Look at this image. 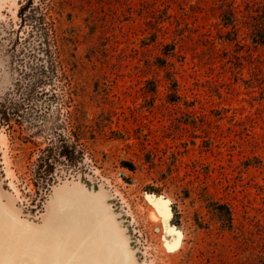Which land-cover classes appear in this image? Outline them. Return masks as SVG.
Masks as SVG:
<instances>
[{
	"label": "rangeland",
	"instance_id": "rangeland-1",
	"mask_svg": "<svg viewBox=\"0 0 264 264\" xmlns=\"http://www.w3.org/2000/svg\"><path fill=\"white\" fill-rule=\"evenodd\" d=\"M24 1L0 0V21ZM34 2L58 100L25 119L43 131L63 124L81 170H55L56 185L36 194L29 170L44 143L0 125L3 204L40 229L56 188L94 186L133 264H264V46L251 36L264 0ZM9 77L0 65V95ZM216 204L230 210V231Z\"/></svg>",
	"mask_w": 264,
	"mask_h": 264
},
{
	"label": "trees",
	"instance_id": "trees-1",
	"mask_svg": "<svg viewBox=\"0 0 264 264\" xmlns=\"http://www.w3.org/2000/svg\"><path fill=\"white\" fill-rule=\"evenodd\" d=\"M260 18L263 23L252 29L251 36L253 44L264 46V14ZM4 64L10 77L9 85L4 88L6 91L0 95V125L16 124L25 129L28 139L44 143L29 170L38 194L51 184L56 185L55 170L57 175L61 172L76 174L81 170L79 159L83 155L63 124L43 131L25 119V116L38 113L42 105L48 108L58 100L54 89L58 70L50 29L34 0H25L17 13L5 14L0 21V65ZM171 88L174 91L176 84L173 83ZM124 164L128 171L134 170L132 165ZM216 211L223 228L230 231L232 223L228 207L216 204Z\"/></svg>",
	"mask_w": 264,
	"mask_h": 264
},
{
	"label": "water",
	"instance_id": "water-1",
	"mask_svg": "<svg viewBox=\"0 0 264 264\" xmlns=\"http://www.w3.org/2000/svg\"><path fill=\"white\" fill-rule=\"evenodd\" d=\"M66 195L75 198L76 201L70 203L76 209L86 206L87 210L99 202L103 208L101 212L109 221L111 232H103L100 225H96L94 229L87 227V220L77 225L76 228L81 230L79 232L86 234L83 238L76 237L75 242L71 240L75 231H68L64 226L39 232L31 223L15 217L0 198V264H46L48 260L53 264H133L129 244L106 195L94 186L76 187L74 184H65L56 188L51 195L55 209H60V198ZM76 203L78 204L74 205ZM24 233L32 234V237L26 240L22 236L26 235ZM13 234L17 236V240ZM11 236L15 247L10 243ZM34 239L39 240L38 246L45 252L36 249L38 246L32 247L35 249L34 253L31 251L30 245Z\"/></svg>",
	"mask_w": 264,
	"mask_h": 264
},
{
	"label": "bare ground",
	"instance_id": "bare-ground-1",
	"mask_svg": "<svg viewBox=\"0 0 264 264\" xmlns=\"http://www.w3.org/2000/svg\"><path fill=\"white\" fill-rule=\"evenodd\" d=\"M70 201H76V200H75V198H69L67 195L66 196H62L60 198V202H61L60 209L59 210L55 209L54 214L52 213L51 218H47L46 219V222L43 225V227H41L38 230L36 229V230L39 231V232H43V231H45L47 229H50V228H54V227L57 228L58 226H64V227H66L68 229V231L69 230H72V231L74 230L75 231V233L72 234V239H71V240H73L75 242L77 240L76 237L83 238L84 235L86 234L84 232L83 233L79 232L81 230H80V228H76L77 225H81V223L84 220L85 221L87 220L88 221L87 227H91V228L94 229V228L97 227L96 225H100L101 228L103 229V232H105V233H110L111 232L112 229L110 227L109 221L107 220L105 214L103 212H101L103 210V208H102V205L99 202L93 204V206L91 208L86 210V206H83L82 209L72 208L73 205L70 203ZM77 201H79V200L77 199ZM77 204L78 203H76L74 205H77ZM50 206L52 208L54 207L53 201H51ZM67 206H71V207H67ZM157 206L160 209H163L162 210L164 212V213H162L163 217L166 218V217H168V215H170V214H168L169 212H168V210L166 208V204L163 201L162 202H158ZM24 234H26V235H22V234L21 235L26 240H28V238L32 237V234H29V233L28 234L24 233ZM14 238L17 240V236L16 235H14ZM35 238H37V237H35ZM13 241H14L13 236H11L10 237V243L12 244V247H15V244L13 245ZM38 242H39V240L34 239V241L31 242L32 245H30L31 246L30 248H32L34 246H38ZM2 243H4V242H2ZM34 248L31 249L32 252H33V250L35 251ZM36 249H38L41 252H45V251H42L39 248V246ZM47 262L50 263V264H53L51 262V260H48Z\"/></svg>",
	"mask_w": 264,
	"mask_h": 264
},
{
	"label": "crops",
	"instance_id": "crops-1",
	"mask_svg": "<svg viewBox=\"0 0 264 264\" xmlns=\"http://www.w3.org/2000/svg\"><path fill=\"white\" fill-rule=\"evenodd\" d=\"M51 207V206H50ZM54 211H55V208L53 207H51V209H50V213H49V215H48V218H51V216H52V213L54 214ZM41 227H43V226H41Z\"/></svg>",
	"mask_w": 264,
	"mask_h": 264
}]
</instances>
